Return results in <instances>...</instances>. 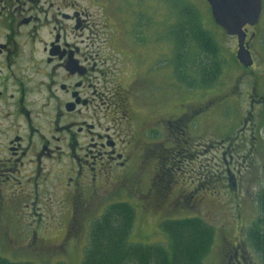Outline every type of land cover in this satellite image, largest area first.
<instances>
[{
  "label": "flooded vegetation",
  "instance_id": "1",
  "mask_svg": "<svg viewBox=\"0 0 264 264\" xmlns=\"http://www.w3.org/2000/svg\"><path fill=\"white\" fill-rule=\"evenodd\" d=\"M105 1L90 0L92 4ZM203 2L210 8L206 0ZM78 3L0 0V197L3 190L10 193L18 188L26 206L37 203L32 198L36 201L40 194L43 198L49 195V201L54 199L58 204L66 200L70 223L75 222L79 207L90 208L91 199L107 196L110 184L121 183L135 173L140 179L146 171L150 173L149 188L153 190L154 174L160 177V172L172 171L170 164L175 157L185 158L191 152L187 144L193 137L191 124L198 122L214 102L204 101L194 111H190L189 103L173 102L177 113L171 116L163 107L184 91L150 92L151 81L140 60L143 50L137 47L128 61L120 62L119 54L116 69L111 70L112 57L117 53L109 32L103 40L104 55L88 49V45L83 48L84 20ZM72 22L78 31L67 34L66 24ZM256 25L246 26L245 45L252 64L245 68L236 59L244 73L253 68L250 38L255 36ZM138 45L140 39L130 46ZM129 61L131 67L126 64ZM250 86L247 95L238 99L249 98L247 104L253 112L240 114L238 120L244 128L235 147H247L237 158L253 166L260 157L264 162V92L254 84ZM160 129L167 145L163 143V149L157 151L155 139ZM222 131L224 135L217 143L228 138V145H222L221 162L230 174L228 182L234 184L236 148L229 142L235 137L234 130L227 125ZM133 157L140 163L134 171ZM158 158L160 161L143 170V162ZM166 161H170L168 166ZM34 210L27 215H38ZM63 211L60 204L58 215ZM45 212L49 214L50 209ZM232 249L233 264H250L239 245L233 244Z\"/></svg>",
  "mask_w": 264,
  "mask_h": 264
},
{
  "label": "rangeland",
  "instance_id": "2",
  "mask_svg": "<svg viewBox=\"0 0 264 264\" xmlns=\"http://www.w3.org/2000/svg\"><path fill=\"white\" fill-rule=\"evenodd\" d=\"M78 2L80 18L84 20L81 30L83 48L88 45V49L104 55L106 47L103 40L109 32L117 53L112 57L111 70L116 69V57L119 54L120 62L128 61L139 48L143 50L140 60L146 68V77L151 81L150 92L169 93L177 88L184 91L182 95L178 94V99L174 96L175 100L170 99L163 107L171 116L177 113V105L173 102L189 103L190 111L200 109L204 101L214 102L203 112L205 115L199 118V124H191L193 137L187 141L191 152L185 158L178 155L173 164L169 161L172 171L165 174L160 172V177L155 173L153 190L149 188L150 173L146 171L141 179L135 173L132 178L121 183L110 184L107 196L91 199L90 208L79 207L73 223H70V213L67 211L69 203L66 200L58 204L54 199L49 201V195L44 196L45 200L40 194L36 201L32 198V202L37 203L26 206L25 198L18 188L10 193L3 190L0 197V256L16 263L80 264L92 221L100 217L108 205L125 201L135 210L129 237L131 243L166 246L169 243L168 235L160 224L167 220L195 217L201 218L214 229V240L203 258V264H233V244L240 246L246 259H250V264H262L261 258L248 242L247 231L259 217L256 196L264 186V166H261L264 162H261L260 157L259 162L255 161L253 166H249L248 162L237 158L245 153L247 147L235 146L240 140L239 132L244 128H241L238 120L240 114L248 110L253 112L247 104L249 98L245 97L246 103L238 98L240 95L246 96L245 92L250 90L252 84L264 92V44L261 42L264 10L253 29L255 36L250 38L253 68L244 73L234 56L236 38L227 35L214 23L210 8L203 0H106L104 4H92L90 0ZM189 8L194 10L200 25L213 36L219 47L221 72L216 81L204 89H187L177 80L174 69L176 48L173 31L186 19L183 11ZM73 25V22L66 24L67 34L78 31L73 29ZM41 34L44 37L46 35L44 30ZM137 38L141 45L130 46L137 43ZM126 64L131 67V62ZM102 65L105 66V63ZM222 123L226 124L225 127L230 126L235 135L229 139L236 148L233 152L237 158L234 162L236 169L231 167L235 174L234 184L228 182L230 174H227L221 162L222 145H228V138H224L223 143H217L224 135ZM250 124L248 121L247 125ZM109 125L110 122H106V126ZM245 132L249 134V129L245 128ZM165 139L160 129L155 139L157 151L163 149ZM229 153L231 151H228L227 157ZM156 161L160 159L147 164L143 162L141 166L148 167L150 163L155 165ZM132 163V170H136L140 164L138 158L133 157ZM60 204L65 211L58 215ZM32 208L39 214L27 215V211ZM49 209L50 213L46 214L45 211Z\"/></svg>",
  "mask_w": 264,
  "mask_h": 264
},
{
  "label": "trees",
  "instance_id": "3",
  "mask_svg": "<svg viewBox=\"0 0 264 264\" xmlns=\"http://www.w3.org/2000/svg\"><path fill=\"white\" fill-rule=\"evenodd\" d=\"M183 12L187 20L180 22L173 31L176 78L187 89H204L211 86L221 72L219 47L213 36L200 25L192 8ZM261 42L264 44V31ZM256 202L259 217L249 226L247 237L251 248L264 264V186L257 192ZM134 216L135 210L125 201L105 207L102 215L92 221L80 264H203V258L214 240V229L201 218L162 222L160 227L168 235L169 241L165 246L131 243L129 237ZM0 264L35 263H16L0 256Z\"/></svg>",
  "mask_w": 264,
  "mask_h": 264
},
{
  "label": "water",
  "instance_id": "4",
  "mask_svg": "<svg viewBox=\"0 0 264 264\" xmlns=\"http://www.w3.org/2000/svg\"><path fill=\"white\" fill-rule=\"evenodd\" d=\"M214 23L224 32L236 38L235 52L238 62L246 67L252 64V56L245 45L246 26L258 24L262 14L261 0H206Z\"/></svg>",
  "mask_w": 264,
  "mask_h": 264
}]
</instances>
